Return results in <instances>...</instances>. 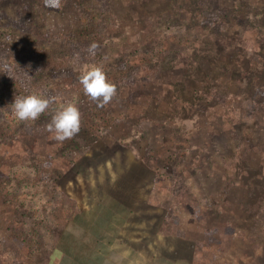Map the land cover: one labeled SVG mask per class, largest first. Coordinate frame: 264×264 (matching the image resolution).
Returning <instances> with one entry per match:
<instances>
[{"label":"rangeland","instance_id":"rangeland-1","mask_svg":"<svg viewBox=\"0 0 264 264\" xmlns=\"http://www.w3.org/2000/svg\"><path fill=\"white\" fill-rule=\"evenodd\" d=\"M219 1L214 13L198 0H62L59 10L43 0H0V56L8 64L58 59L78 69L85 61L70 58L71 43L86 50L95 42L89 64L116 86L101 108L83 95L79 71L68 81L49 78L46 68L33 78L27 90L46 86L53 107L74 100L80 111L82 128L61 143L45 131L50 113L13 118L10 103L25 77L0 74V240L13 256L0 264H45L51 239L68 222L55 201L87 197L84 178L104 180L120 167L128 181H147L150 158L162 193L145 208L128 205L129 245L172 248L166 260L179 264H264V0H243L242 22L232 0ZM16 11L24 35L12 25ZM240 90L251 105L228 102L236 109L228 123L223 96ZM33 156L54 160L43 187L33 183ZM167 204L176 206L184 240L161 232ZM143 253L147 264L150 251Z\"/></svg>","mask_w":264,"mask_h":264},{"label":"trees","instance_id":"trees-1","mask_svg":"<svg viewBox=\"0 0 264 264\" xmlns=\"http://www.w3.org/2000/svg\"><path fill=\"white\" fill-rule=\"evenodd\" d=\"M198 1L200 2V4L201 3H204V4L207 3V4L211 5L212 7H214L213 8L214 13H218L219 10H221L219 0H198ZM232 5L235 8V12L238 16V20L241 22L244 21L243 19L245 17V13H246V5L243 2V0H232ZM187 9L190 10L191 7H188ZM15 14H16V17H15V19L12 20V25L15 26V28L18 29L24 35L26 32L25 31V29H26L25 19H23V15L21 14L20 11H16ZM71 38L74 39L73 37H71ZM85 52H86V54H85ZM69 53H70V58H74V59L80 60V61H85V63H84L85 65H90L89 64L90 60L95 58V56L94 57L90 56L89 53H87V49L86 50L84 48L81 49L78 46V44H76L75 42L71 43V46L69 48ZM258 63L259 62H257L254 65H257ZM44 68L47 69V72L49 74V78L59 80V81L60 80L68 81L69 79H72L73 76L76 74V71H78L77 68L75 67V64L74 65L70 64L68 66H64L63 61L58 60V59H54L51 64H49V63L44 64L42 61L34 60L32 65H30L27 62V63H22L17 68H15L14 66H11L6 61H4V59L1 58V56H0V74H2V78L4 81H6V80L11 81L13 79V73H15V74L17 73L18 75L25 77V79L23 80L24 83L26 81L25 89H24V87H22L23 83L20 84L21 88L24 90L20 93L21 95L38 94V95H41L45 98H48L49 91L46 88V86H40L39 88H37V90H35V92L32 90H27V89L31 88V86L34 85L33 84V78L38 77L42 73V70ZM252 70H255V69H252ZM1 80H0V94H1V92L4 93V89H2L4 83H3V80H2V82H1ZM3 96H5V95H3ZM223 98L225 100L224 104H226V105L228 104V102H231L230 104H232L236 100L237 101L242 100L241 102L245 103V106H247L246 108L250 107V105H251V102L248 103L246 101L245 94L241 90H240L239 95H237V94L230 95V97L223 96ZM6 105H7V107H9L8 104H4V107ZM4 107H2V108H4ZM224 110H226L225 115L228 118V123H229L233 120V115H234V112H236V109H232L231 107H229V105H227ZM0 117H1L0 118V120H1L2 119L1 114H0ZM80 128H82L81 125H80ZM25 129L28 132V127H26ZM122 145H124V142H122ZM124 147H126V146L124 145ZM33 157H34V161L36 164L35 165L36 171H35V174L33 177V183L35 185L43 187V185L45 183H48L50 181V176H51L50 170L53 166L54 160L52 157H49V156H45L43 158H38L37 156H33ZM159 157L161 159H163V156L159 155ZM154 162H155V160L150 158L148 160L147 164L146 163L144 164L145 170L143 173L145 174V178L149 179L147 181H145V179H144V181L139 182V181L134 180V178L132 179V177H131L130 181H128L129 179H127L126 177H128L129 175H126L124 172L123 173L125 175L121 174L120 173L121 167L116 169L113 174H110L109 176H105L104 180L102 179L100 173H98L96 175L94 174V177H92V179L90 177L83 179L85 186L91 188V193L87 197L78 198V197H74V196H71V197L65 196L62 194V197L58 198L55 201V205H56L55 207L61 208L62 210H65L68 221L73 216L80 213L81 211L90 208L93 204L97 203L102 198L103 195H106V194H110L111 196H113L117 200H119L123 203H126L130 206H134L136 204V205H139V206L145 208L148 205V201H149L148 199L149 198L157 197V195L162 193L161 190L155 186L157 183H160L162 177H161L160 170H158L159 167L156 166V164H154ZM142 176H144V175H142ZM3 178L1 179V180H3V182H6V180H8L6 178H4V179ZM42 208L45 209L43 206H42ZM175 210H176V206L172 205V204H167L163 207V211H162L163 214L162 215H163V219H164V225H163V228L161 229V232H164L165 234L167 233L171 237L184 240L185 234L178 229L179 219H178V216L175 214ZM40 227H41V225H40ZM63 227H64L63 225H60L58 230L61 232ZM43 230L44 231L46 230V232H45L46 236L51 234L50 238L54 237V233L49 232L47 230V228L43 229ZM56 235H58V234H56ZM223 237L224 236L220 237L221 240H224V239H222ZM56 238H57V236H56ZM56 238L51 239L52 242H51L50 247L52 246L53 242H55ZM209 240L211 241L212 238ZM48 242H49V240H48ZM48 242H47V240H45L44 245L46 244L45 245L46 248L48 246L47 245ZM214 242L216 243L217 240L214 239ZM221 251H222V249H221ZM10 257L13 260L12 254H5L3 252L1 240H0V261L9 259Z\"/></svg>","mask_w":264,"mask_h":264},{"label":"crops","instance_id":"crops-1","mask_svg":"<svg viewBox=\"0 0 264 264\" xmlns=\"http://www.w3.org/2000/svg\"><path fill=\"white\" fill-rule=\"evenodd\" d=\"M133 212L128 204L110 194L103 195L64 225L48 249L45 264H143V251H150L147 264H179L176 260H166L168 254H173L172 248H138L125 241ZM78 240L84 241L81 249L75 245Z\"/></svg>","mask_w":264,"mask_h":264},{"label":"clouds","instance_id":"clouds-1","mask_svg":"<svg viewBox=\"0 0 264 264\" xmlns=\"http://www.w3.org/2000/svg\"><path fill=\"white\" fill-rule=\"evenodd\" d=\"M44 7L59 10L62 0H43ZM98 45L93 42L87 52L95 56ZM79 71L78 83L83 95L96 103L97 107L109 104L116 95V86L108 80L102 66L84 65ZM55 101L38 94L16 96L10 103L13 118L16 121H35L42 114L50 113V122L45 125V131L57 142L72 139L80 131L81 114L74 100L62 102L55 107Z\"/></svg>","mask_w":264,"mask_h":264}]
</instances>
